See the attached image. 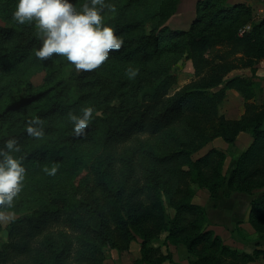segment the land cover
Returning <instances> with one entry per match:
<instances>
[{"label":"trees","instance_id":"16d2710c","mask_svg":"<svg viewBox=\"0 0 264 264\" xmlns=\"http://www.w3.org/2000/svg\"><path fill=\"white\" fill-rule=\"evenodd\" d=\"M181 1L121 0L102 25L122 39L121 48L110 50L99 67L63 79L60 69L73 63L56 53L38 58L44 34L35 20L18 23L17 0H0V148L15 139L19 151L11 155L23 166L65 171L78 163L79 149L98 154L89 176L69 189L0 205L19 215L0 245V264H105L106 249L127 251L137 235L143 238L142 264H175L170 251L150 246L165 232L197 258L189 264L264 259V194L251 204L249 223L259 237L251 254L208 230L206 209L193 202L195 186L212 198L222 188L251 196L264 189V105L254 103L253 78L230 77L255 73L264 60V20L256 21L245 5L202 0L189 30L162 27ZM70 3L77 11L91 6V0ZM183 60L191 62L197 80L170 96ZM29 63L46 71L41 85L19 75ZM229 90L245 101L240 120L221 114ZM86 108L92 117L78 135L70 117H82ZM37 119L40 124H33ZM29 126L43 135H30ZM240 133L254 142L229 176L225 153L210 149L194 158L218 138L235 146ZM165 202L175 211L170 222Z\"/></svg>","mask_w":264,"mask_h":264},{"label":"clouds","instance_id":"9594fccd","mask_svg":"<svg viewBox=\"0 0 264 264\" xmlns=\"http://www.w3.org/2000/svg\"><path fill=\"white\" fill-rule=\"evenodd\" d=\"M102 11L103 0H91V6L86 3L81 11H77L70 0H17L13 17L20 24L35 20L44 34L42 47L36 51L38 58L61 54L77 69L91 70L107 59L110 50H118L123 44L111 27L102 26ZM130 72L135 75L134 70ZM92 113L93 109L86 108L82 117H70L76 134L83 133ZM32 123L39 125L40 121L37 119ZM27 131L35 137L43 135L36 127L29 126ZM13 151H19L15 139L7 140L0 148V205L10 206L23 187L25 169L22 162L11 155ZM46 171L53 175L56 169ZM4 218L0 214V220Z\"/></svg>","mask_w":264,"mask_h":264},{"label":"rangeland","instance_id":"374dc122","mask_svg":"<svg viewBox=\"0 0 264 264\" xmlns=\"http://www.w3.org/2000/svg\"><path fill=\"white\" fill-rule=\"evenodd\" d=\"M110 3H106L103 6V11L101 15L103 20L107 16H110L114 13L113 6L119 5L121 0H110ZM185 2L184 5L178 6L175 13H173L166 21H164L162 27H168L172 31H184L189 30V23L193 17V2ZM196 15V13H195ZM161 22V21H160ZM191 26V25H190ZM150 25L148 26V32L151 31ZM42 66V65H41ZM41 66L38 68L34 63H29L22 72L19 73L21 77H30L35 85H41L46 77V71H44ZM25 71V72H24ZM83 69H77L75 65L62 67L59 71L60 77L63 79H69L73 73H82ZM175 72L178 76V84L170 92V96L174 95L176 92L182 90L184 87L194 83L197 78L195 77L194 70L190 61L183 60L175 68ZM143 139H146L144 137ZM135 147V145H134ZM80 155L79 161L73 164L71 163V170L65 171L59 169L55 166H43L41 168H34L31 166H23L25 169L24 179L22 181V190L17 194V199L25 198L27 195H45L60 189H69L71 185L76 182L78 179L79 182L84 177H88L90 174V166L96 160L98 154H94L93 148H84L79 149ZM202 155V154H200ZM195 159L198 158V155L194 156ZM55 167V174L50 175L46 169L51 170ZM196 187V186H195ZM165 213L166 220L170 222L174 215L175 211L171 208L168 202H165ZM5 218L0 220V226L2 231L0 232V245L7 241L8 228L11 223L19 217L18 214L13 212H4L0 211ZM206 226L209 230V224L207 222ZM211 230V229H210ZM167 232L163 233L160 238L154 240L150 246L154 248H161L164 252L170 251L173 256L175 264H189L192 261H195L197 258L190 254L187 248L178 244L175 245L167 240ZM137 241L134 242L127 251H119L115 249H106L105 250V264H142V253L141 245L143 243V238L137 235Z\"/></svg>","mask_w":264,"mask_h":264},{"label":"crops","instance_id":"0c3cea01","mask_svg":"<svg viewBox=\"0 0 264 264\" xmlns=\"http://www.w3.org/2000/svg\"><path fill=\"white\" fill-rule=\"evenodd\" d=\"M199 1L202 0L190 1L194 5L192 20L195 19L196 5ZM185 2L189 3V0H182L179 5L180 8ZM226 3L230 7L236 5L251 7L254 19L256 21L264 20V0H227ZM192 22L188 24L189 27ZM255 69V73L252 70L236 71L230 77L244 76L253 78V81L257 85L254 103L262 106L264 105V60ZM244 103L245 101L240 94L236 91L229 90L227 91L225 101L221 105V114L228 120H240L244 113ZM253 142L252 136L248 133H240L233 147L218 138L197 155L198 158L204 156L210 149H217L225 153L224 175L229 176L239 157L250 148ZM194 190L195 197L193 202L206 209L210 229L220 236L227 246L241 252L253 253L259 237L249 223V215L253 200L261 194H264V189L255 191L254 195L251 196L222 188L214 198L204 189L195 187ZM262 249L264 250V243L262 244ZM251 264H264V259H260Z\"/></svg>","mask_w":264,"mask_h":264},{"label":"built area","instance_id":"2783aa9c","mask_svg":"<svg viewBox=\"0 0 264 264\" xmlns=\"http://www.w3.org/2000/svg\"><path fill=\"white\" fill-rule=\"evenodd\" d=\"M250 29V27H247L245 30H243L242 32H241V35H243L247 30H249Z\"/></svg>","mask_w":264,"mask_h":264}]
</instances>
